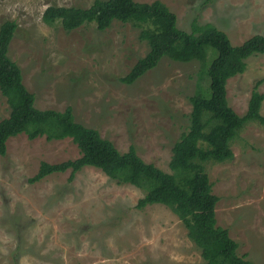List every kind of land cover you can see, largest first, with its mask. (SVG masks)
Masks as SVG:
<instances>
[{"label":"rangeland","instance_id":"obj_1","mask_svg":"<svg viewBox=\"0 0 264 264\" xmlns=\"http://www.w3.org/2000/svg\"><path fill=\"white\" fill-rule=\"evenodd\" d=\"M94 1L0 0V25L17 26L8 56L36 109L69 107L77 123L120 153L133 146L142 161L170 174L172 147L188 129L189 98L208 86L205 62L164 58L132 85L122 84L119 79L148 51L139 27L114 22L100 32L89 24L67 33L60 23L42 21L48 7L86 9ZM133 1L161 2L185 32L193 21L212 24L232 46L264 35V0ZM246 63L245 72L226 83L228 105L238 116L245 114L256 82L264 93V55ZM9 112L0 93V120ZM230 146L231 161L204 165L218 198L216 224L238 244V256L264 264V127L246 125ZM78 157L70 139L30 141L21 134L8 140L0 156V264H205L171 210L136 209L143 192L97 169L86 167L71 181L66 171L28 183L41 163Z\"/></svg>","mask_w":264,"mask_h":264},{"label":"trees","instance_id":"obj_2","mask_svg":"<svg viewBox=\"0 0 264 264\" xmlns=\"http://www.w3.org/2000/svg\"><path fill=\"white\" fill-rule=\"evenodd\" d=\"M42 21L46 25L60 23L67 33L89 24L102 32L114 22L132 23L140 28L139 40L146 43L148 51L119 79L122 84L132 85L166 58L178 63L205 62L208 86H199L189 98L188 129L172 147L171 173L167 174L142 161L133 146L120 153L96 130L77 123L69 107L63 112L36 109L35 97L25 88L21 70L8 56L17 26L4 21L0 25V93L10 112L0 120V156H5L8 140L21 134L30 141L41 137L48 142L70 139L79 157L58 164L41 163L28 183L66 171L71 181L86 167L97 169L116 184L143 192L136 209L161 205L171 210L205 264H252L245 256H238V244L216 224L218 198L211 192L204 165L231 161V142L246 125L264 127L260 114L264 93L257 91L259 82L243 116H238L226 99L227 81L245 72L248 59L264 55V35H253L232 46L227 35L209 23L193 21L190 32H185L178 28L176 16L159 1L95 0L86 9L51 6L43 12Z\"/></svg>","mask_w":264,"mask_h":264}]
</instances>
